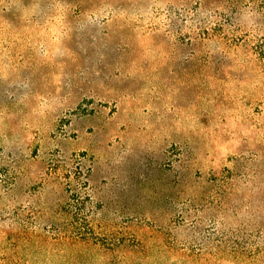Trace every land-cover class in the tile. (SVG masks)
Returning <instances> with one entry per match:
<instances>
[{"label": "rangeland", "instance_id": "rangeland-1", "mask_svg": "<svg viewBox=\"0 0 264 264\" xmlns=\"http://www.w3.org/2000/svg\"><path fill=\"white\" fill-rule=\"evenodd\" d=\"M0 264H264V0H0Z\"/></svg>", "mask_w": 264, "mask_h": 264}]
</instances>
